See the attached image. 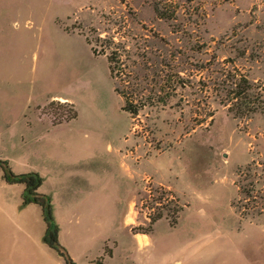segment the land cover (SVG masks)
Here are the masks:
<instances>
[{
	"label": "rangeland",
	"instance_id": "374dc122",
	"mask_svg": "<svg viewBox=\"0 0 264 264\" xmlns=\"http://www.w3.org/2000/svg\"><path fill=\"white\" fill-rule=\"evenodd\" d=\"M0 161L75 264H264V0H0ZM3 175L0 250L65 264Z\"/></svg>",
	"mask_w": 264,
	"mask_h": 264
},
{
	"label": "trees",
	"instance_id": "16d2710c",
	"mask_svg": "<svg viewBox=\"0 0 264 264\" xmlns=\"http://www.w3.org/2000/svg\"><path fill=\"white\" fill-rule=\"evenodd\" d=\"M157 13L159 15L162 14L159 10L157 11ZM189 39L192 40L191 38H187V40L186 39H183V40L184 41L186 40L189 42ZM198 44H199V41L196 43V45ZM194 48L195 46L193 45L192 48L187 47L185 51H182V50L180 52L175 51L174 54L180 53V55L182 56L183 52L184 53L188 52L190 56V54L194 53ZM200 68L202 67L200 66ZM110 72H111L112 77L113 76L114 78L117 77L116 75L117 72L115 71V68L113 66L110 68ZM118 89L119 88L116 87V92L119 91ZM243 100H247V97H244ZM248 106L249 104L242 105L241 103L240 109L246 111ZM247 112L249 113V116H251V113H258L259 109L257 108L253 110L249 109ZM74 117H72V119ZM0 167L4 171L3 178L7 183L12 184V185L20 184V185L25 186V189L22 195V205L23 206L35 204L41 207L43 211V215H44V221L47 225L46 233L43 238L44 243L47 244L50 248L57 251L58 255L64 260L65 264H75L74 261L71 259V257L68 255L66 249L59 243L60 228L55 220L54 208H53L51 197L45 194H41L39 192V189L44 183L43 177L36 172L17 175L11 170L9 163L7 161H4V162L0 161Z\"/></svg>",
	"mask_w": 264,
	"mask_h": 264
},
{
	"label": "crops",
	"instance_id": "0c3cea01",
	"mask_svg": "<svg viewBox=\"0 0 264 264\" xmlns=\"http://www.w3.org/2000/svg\"><path fill=\"white\" fill-rule=\"evenodd\" d=\"M26 110H28V108L27 107H25L22 111H21V113L19 114L20 116H23L24 117V115H25V113H26ZM20 117L18 116V119H19ZM14 123V121H12V119L11 118H7L6 116H5V114H4V121H3V124L4 125H12ZM2 124V125H3ZM158 158V157H157ZM159 158H162V156L161 155H159ZM148 162V164L151 162V160H149V161H147ZM152 163H150L149 165H151ZM165 166V165H164ZM166 167V166H165ZM159 169H162V168H156L154 171H155V173H157V174H160V171H159ZM33 172H37V170L35 169V170H32ZM30 205H35V204H30ZM29 206V205H28ZM36 206H38V205H36ZM8 216V215H7ZM7 218V217H6ZM9 218V217H8ZM11 219V218H10ZM13 219V218H12ZM43 219H44V217H43ZM12 221H14V220H12ZM16 222H18V220H15ZM14 221V222H15ZM45 222V221H44ZM12 225H14L13 223H12ZM17 227H19V225L17 224ZM6 229L7 228H3V230L0 232V234L2 233V234H7V233H13L12 231H6ZM25 233V235L26 236H28V237H30L31 239H33V240H30L31 241V246H32V249H33V251L34 252H37V251H39L42 255H46L47 253L44 251V247L43 246H40V243H39V241H41V243H43L44 244V241H43V238H44V234L43 235H41L40 236V239H38V240H36V238L34 237V236H32V234L31 233H29V232H24ZM40 235V234H39ZM33 241H34V243H36V245L35 244H33ZM49 249H51V248H49ZM55 251L53 250V253H54ZM56 254V253H55ZM46 259L48 260V262L49 263H45V262H41V263H37V255H35V254H33V257H31V256H27L25 259H23L22 258V251L20 250V251H12L11 249H7L6 251H4V250H0V264H59L57 261H55V259H54V257H52V256H50L49 254H48V257H46Z\"/></svg>",
	"mask_w": 264,
	"mask_h": 264
},
{
	"label": "flooded vegetation",
	"instance_id": "af4514ba",
	"mask_svg": "<svg viewBox=\"0 0 264 264\" xmlns=\"http://www.w3.org/2000/svg\"><path fill=\"white\" fill-rule=\"evenodd\" d=\"M202 69V68H201Z\"/></svg>",
	"mask_w": 264,
	"mask_h": 264
}]
</instances>
